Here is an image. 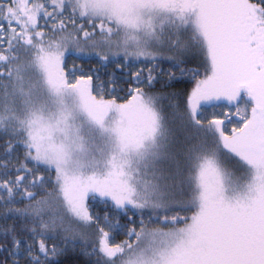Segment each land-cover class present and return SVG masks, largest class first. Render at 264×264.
I'll use <instances>...</instances> for the list:
<instances>
[{"label":"snow or ice","instance_id":"snow-or-ice-1","mask_svg":"<svg viewBox=\"0 0 264 264\" xmlns=\"http://www.w3.org/2000/svg\"><path fill=\"white\" fill-rule=\"evenodd\" d=\"M0 264H264V0H0Z\"/></svg>","mask_w":264,"mask_h":264}]
</instances>
